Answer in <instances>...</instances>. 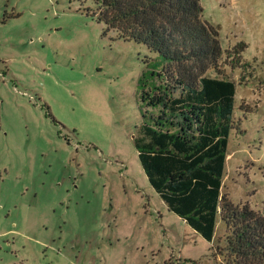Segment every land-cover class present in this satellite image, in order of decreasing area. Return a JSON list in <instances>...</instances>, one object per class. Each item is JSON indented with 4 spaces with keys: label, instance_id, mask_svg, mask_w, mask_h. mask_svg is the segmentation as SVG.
<instances>
[{
    "label": "rangeland",
    "instance_id": "obj_1",
    "mask_svg": "<svg viewBox=\"0 0 264 264\" xmlns=\"http://www.w3.org/2000/svg\"><path fill=\"white\" fill-rule=\"evenodd\" d=\"M200 3L237 87L221 192L263 212L264 0ZM93 9L0 0V264H225V224L205 240L139 161L134 139L155 111L143 81L158 82L161 59Z\"/></svg>",
    "mask_w": 264,
    "mask_h": 264
},
{
    "label": "trees",
    "instance_id": "obj_2",
    "mask_svg": "<svg viewBox=\"0 0 264 264\" xmlns=\"http://www.w3.org/2000/svg\"><path fill=\"white\" fill-rule=\"evenodd\" d=\"M91 1V15L108 30L161 59L152 72L158 82L143 81L141 94L155 111L134 139L150 186L208 242L218 219L225 224V246L217 248L225 264H264V211L221 192L237 87L220 70V34L203 18L200 0ZM246 47L240 43L235 54Z\"/></svg>",
    "mask_w": 264,
    "mask_h": 264
}]
</instances>
